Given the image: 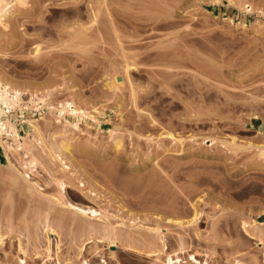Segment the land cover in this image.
<instances>
[{"label": "rangeland", "instance_id": "1", "mask_svg": "<svg viewBox=\"0 0 264 264\" xmlns=\"http://www.w3.org/2000/svg\"><path fill=\"white\" fill-rule=\"evenodd\" d=\"M14 1L5 25L0 24V79L19 89L22 101H38L30 119L45 146L57 154L65 142L70 150L60 153L62 161L60 156L51 161L33 141L38 161L30 168L23 149L0 143V234L5 235L0 264H20L22 257L24 264H103L102 259L104 264H165L167 255L195 264L190 254L197 264H264V244L256 245L257 236L246 235L240 222L255 224L253 233L264 239V159L256 147L264 143V0ZM240 1L251 2L253 11H242ZM115 25L117 39L111 30ZM94 29H103L99 43ZM122 49L134 62L128 73L122 69ZM165 50L175 52L166 55ZM174 54L180 58L171 59ZM181 56L188 59L185 65ZM113 80L109 89L107 82ZM133 88L135 99L142 96L136 106L144 113L134 106ZM41 95L43 102L35 99ZM66 99L96 121L84 116L78 129L49 112L48 103L60 106ZM25 116L26 110L17 108L12 121L21 139L32 140ZM148 116L159 121L156 127ZM162 126L179 135L182 144L161 141ZM204 137L215 144L204 143ZM65 163L68 168L61 171ZM53 176L67 186L58 189ZM25 178L37 182L41 194L62 190L72 203L94 207L97 212L80 216L81 222L110 223L133 235L134 243L145 237L160 243L153 229L154 219L160 220L164 251L147 254L119 243L110 248L98 233L88 238L69 221L59 227L58 250L52 237L48 259L42 252L40 215L48 212L56 222L62 208L27 189ZM133 193L141 195L134 199ZM154 195L163 199L154 201ZM194 209L198 219L187 230L164 219L187 220ZM19 241L27 254L18 250Z\"/></svg>", "mask_w": 264, "mask_h": 264}, {"label": "bare ground", "instance_id": "2", "mask_svg": "<svg viewBox=\"0 0 264 264\" xmlns=\"http://www.w3.org/2000/svg\"><path fill=\"white\" fill-rule=\"evenodd\" d=\"M14 0H0V24H2V25H5V19H4V15H5V13H6V11H7V9L9 8V4L11 3V2H13ZM16 2H18V3H20V5L21 4H23L24 2H25V0H15ZM14 1V2H15ZM213 1V0H212ZM232 0H230V2H231ZM243 1H246V0H243ZM214 2V1H213ZM242 1H240V3H241ZM233 3V1L231 2V4ZM239 3V2H238ZM240 3L238 4L239 6H242V7H240L241 9H242V11H247V12H252L253 11V5L251 4V2H242L241 4L242 5H240ZM237 5V6H238ZM239 8V7H238ZM240 10V9H239ZM260 11H262V10H260ZM258 12V11H257ZM107 14H109V19H110V17H111V14H110V12H107ZM108 16V15H107ZM112 18V17H111ZM94 19H95V16H94ZM93 19V20H94ZM97 19V18H96ZM108 19V20H109ZM111 20V19H110ZM113 20V19H112ZM231 20V19H230ZM95 23H96V21H94ZM99 22V21H98ZM97 22V23H98ZM110 22V21H109ZM111 22H113V21H111ZM115 22H113V24H114ZM112 23L110 24V25H113ZM99 25H100V23H99ZM235 25H238V24H235ZM96 27H98V25L96 26L95 25V28ZM111 27V26H110ZM102 28H103V26H102ZM112 28H115V29H111V30H113L114 32H115V34H114V36H116L115 38L117 39L118 38V35L116 34L117 33V28H116V25L114 26V27H112ZM134 28H136V27H134ZM133 28V29H134ZM97 29V28H96ZM100 29V28H99ZM98 30V29H97ZM102 30L103 29H101V31L99 32H95V29H94V34H95V38H97L96 37V35L98 34V39H97V41H98V43H99V41L101 40V38H103V35H101L100 36V34H101V32H102ZM137 30V29H136ZM112 31V32H113ZM129 31V30H128ZM133 31V30H132ZM138 31V30H137ZM137 31L135 32L136 33V35H137ZM111 32V33H112ZM127 32V31H126ZM82 33V38H83V32H81ZM81 33L80 34H78V35H81ZM129 33H130V31H129ZM128 33V34H129ZM88 33L86 32V35H85V37L87 38L88 36H89V34L87 35ZM93 34V35H94ZM102 34H104V33H102ZM118 34H119V31H118ZM120 35V34H119ZM122 35V34H121ZM120 35V36H121ZM134 35V34H133ZM105 36V35H104ZM113 36V35H112ZM123 36V35H122ZM81 37V36H80ZM101 37V38H100ZM124 37V36H123ZM134 37V36H133ZM94 38V39H95ZM105 38V37H104ZM130 38V37H129ZM116 39H114V40H116ZM96 40V39H95ZM119 40V39H118ZM117 41V40H116ZM132 41V40H131ZM102 42H103V40H102ZM101 42V43H102ZM119 42V41H118ZM100 43V44H101ZM122 44V43H121ZM119 45V44H118ZM100 46V45H99ZM124 46V45H123ZM131 46V45H130ZM120 47V46H119ZM99 49H101V48H98V51H99ZM132 49V48H131ZM123 50V52H122V55L124 56V60H125V62H122L123 64V66H122V69L124 68V71L125 72H127L128 71V69H129V67L130 66H133V64H134V62L132 63V65H131V62H129V61H127L128 60V58L130 57V55L129 54H127V50L125 51V49H122ZM162 52V55H163V57H165L166 58V53H168V52H170V51H164V54H166V55H164L163 54V51H161ZM173 52V51H172ZM172 52H170V54L172 53ZM175 52V51H174ZM173 52V53H174ZM99 54L101 53V50L98 52ZM129 53V52H128ZM131 53V52H130ZM146 53H148V52H146ZM145 53V54H146ZM151 53V52H150ZM172 53V54H173ZM176 53H178V52H176ZM181 54H183L182 52H180ZM132 54V53H131ZM121 55V56H122ZM129 55V56H128ZM135 55V54H134ZM137 55V54H136ZM150 55V54H149ZM148 55V56H149ZM159 55L161 56V54H160V52H159ZM175 55V54H174ZM183 55H185L186 56V54H183ZM159 56V57H160ZM169 56V55H168ZM171 56V55H170ZM173 56V55H172ZM178 56H179V54H178ZM145 57H147V54H146V56ZM158 57V58H159ZM177 58V59H179L180 58V56L179 57H177V54L175 55V56H173L172 58L171 57H169V58H171V59H173V58ZM123 58V57H122ZM163 59V60H165L166 61V59H168V58H166V59ZM175 58V59H176ZM132 59H133V57H132ZM171 59H169V60H171ZM159 60H160V58H159ZM174 60V59H173ZM187 58H182V56H181V59H180V61L179 62H181L182 64H186V62H187ZM177 61V60H176ZM175 61V62H176ZM162 62V61H161ZM167 62H169L170 64H168L169 65V67H172L171 66V62L170 61H167ZM189 62V61H188ZM163 63V62H162ZM173 64H175V63H172V65ZM179 64V63H178ZM184 64V65H185ZM165 65H167L166 63H165ZM167 65V66H168ZM179 66H181V64L179 65ZM174 67H175V65H174ZM177 67V66H176ZM172 69H173V67H172ZM128 73V72H127ZM126 73V74H127ZM127 76V78H128V74L126 75ZM113 78V77H112ZM112 78H111V80H112ZM116 80L115 81H117L118 80V78L116 77L115 78ZM130 78H128V80H129ZM110 80V79H109ZM5 81V80H4ZM4 81H2V79H0V143L5 147V145H6V147L8 148V149H11V150H19V149H23V151H24V154L29 158L26 162L29 164V167L30 168H32V166H34L36 163H37V161H38V159H37V157L31 152L32 150V147H33V141L34 142H36L37 144H40V146L43 148V150L45 151V153H46V155H48V157H49V159L51 160V161H54L56 158L57 159H59L58 157L60 156V153L62 154H67V153H69V150H70V147H69V143H65V142H62V143H60L59 145H58V149H59V152L57 153V154H54V153H52L51 152V150H49V148H47L46 146H45V144L43 143V141H42V136H41V133H40V131H39V129H38V127L36 126V124H34L33 123V121L30 119V117H31V115H30V108H37V106H38V104H37V102L36 103H34V100H32L31 98H30V102H32V105H29V102H24V100L22 101V97H21V91L19 90V89H17V87H15V86H10L9 84H11L9 81H6V82H4ZM130 81H131V79L129 80V83H130ZM7 82H9V83H7ZM118 82V81H117ZM116 82V83H117ZM121 82V81H120ZM114 83V80L113 81H108L107 82V85H108V87H109V89L110 88H114L113 87V84ZM119 83V82H118ZM117 83V84H118ZM132 83V82H131ZM131 83H130V85H131ZM116 84V85H117ZM133 86V85H132ZM107 87V88H108ZM131 87V86H130ZM131 89V88H130ZM133 91V97H134V99H135V94H138V92H136L135 90H134V88L132 89ZM136 93H135V92ZM131 92V91H130ZM131 92V93H132ZM140 95V94H139ZM138 95V96H139ZM132 97V98H133ZM136 97H137V95H136ZM142 96L140 95V97L139 98H141ZM178 98H182L183 96H177ZM138 98V97H137ZM136 98V99H137ZM138 98V99H139ZM35 99H39L40 101L42 100V102L44 101V97H42V95H41V97H39L38 96V98L36 97ZM133 99V100H134ZM136 99L134 100V106L137 108V110H138V112L142 109H140L139 107H137L138 105V102L136 101ZM183 100V101H182ZM36 101V100H35ZM137 103H136V102ZM180 101H182V103L184 102V98H182ZM22 102H24L23 104H22ZM186 102V101H185ZM184 102V103H185ZM60 104V106H57V105H52L51 103H48L47 104V108L49 109V112H51V113H53L54 111L55 112H58V115L56 116V118H58L59 119V117H61V118H64L65 119V121H67V123L68 124H70L71 126H73V127H75V128H78L79 129V125H78V120L79 119H83V117L84 116H86V117H88L89 119H92L93 121H96V117H95V115L94 114H91V113H89L88 111H86L85 109H83L82 107H79L78 105L76 106V104H75V102L71 99L70 101L69 100H65L64 102H62V103H59ZM58 104V105H59ZM25 105V106H24ZM137 105V106H136ZM17 108H19V110H23V109H25L26 110V116H25V120L24 121H22V122H26L30 127H32V130H33V132H34V135H33V137H32V140L31 139H27V137H23V139H21L20 138V134L18 133V130H17V127H16V124H15V122L14 121H12V118L13 119H15L16 117H17ZM142 111H146V110H141L140 112L141 113H144V112H142ZM146 113H148V112H146ZM148 115V114H147ZM150 115V114H149ZM149 117V116H148ZM149 118H151V119H149V122H150V120H151V123H153L152 125H154L155 127H156V125L155 124H157V122H159V121H157L156 122V120H155V118L153 117V116H151V117H149ZM21 119H23V118H21ZM150 123V124H151ZM160 124V123H159ZM151 125V126H152ZM153 126V127H154ZM158 126V125H157ZM161 126V125H160ZM163 127V126H162ZM161 129V128H160ZM163 131H159V133H158V138H160V139H163V140H161V141H164L165 139H169L170 141H175V142H178L179 144H182V139H181V137H179V135L178 136H176L177 134H174L172 131H169V130H165V132H164V127H163V129H162ZM111 132V131H110ZM148 135V134H147ZM149 137L151 136V135H148ZM148 136H145L146 137V139H147V137ZM157 136V135H156ZM116 137V136H115ZM114 137V138H115ZM148 137V138H149ZM155 137V136H154ZM5 138V140H3ZM151 138H153L152 136H151ZM203 138V137H202ZM157 139V138H156ZM159 139V140H160ZM212 139H214V138H212ZM8 140H12V142L11 143H9L8 142ZM147 140H150V141H153V140H155V139H147ZM32 141V142H31ZM214 141V140H213ZM211 142V138L209 139V138H205L204 137V139H203V142L204 143H209V145L211 146V144L213 143V144H215L214 142ZM223 143H224V141H222ZM230 142V141H229ZM232 142H234V141H232ZM33 143V144H32ZM223 143H221V144H223ZM249 143H251V142H249ZM120 144H121V140H120V138H119V136L117 137V139H115L114 140V143H113V146H115L117 149H118V147L120 146ZM212 144V145H213ZM260 144V143H259ZM252 145V144H251ZM256 145H257V143H256ZM261 145V144H260ZM257 147V149H258V152H257V154L260 156V157H262L263 159H264V143H262V145L261 146H259L258 147V145L256 146ZM61 151V152H60ZM30 155V156H29ZM62 157L60 156V160L62 161V159H61ZM261 158V159H262ZM264 161V160H263ZM26 163V165H28ZM63 163V162H62ZM66 164V163H65ZM61 169V171H64L66 168H68V165L66 164V165H62L61 167H60ZM162 173L163 174H165V171H163L162 170ZM25 176H28L27 174L25 175ZM29 178V177H28ZM61 179V178H60ZM59 178H57V177H54L53 176V178H52V180H54L53 182H55L56 184H57V186H58V189L60 188V189H62L63 190V188H65L67 185L65 184V182L62 180H60ZM25 180H26V184H27V189L29 188V190H37L38 191V193L39 194H41V192L38 190V189H36L35 187L36 186H38V184H37V182H34V181H31V180H29V179H27V178H25ZM36 185V186H35ZM83 185V184H82ZM83 187V186H82ZM38 188V187H37ZM42 189V188H41ZM80 189H81V187H80ZM62 190H58V193H57V191H56V193L58 194V195H56L55 193H54V195H44V193H42L41 195H44V197H47V199L49 200V201H51V202H53V203H55V204H58L62 209H59L57 212H56V214H59V216H57V217H55V218H60V220H58V219H56L58 222H62V224H58V222L56 221V222H54V221H52L53 219H54V217H51L50 218V216L48 215L49 213L48 212H46L45 214H43V216L42 215H40L41 217V219H40V221H41V231H42V233L44 234L43 236H44V238H45V245H44V248L41 250L43 253H44V256H46L48 259H50L51 257H50V251H51V247H50V242L53 240V238L52 237H55V239H56V250H58V248H59V236H60V233H61V231H59L60 229H61V227L60 226H62V225H69V221H71V223H74V224H76L78 227H79V229L81 230V232H86V234L88 233L89 235V237L88 238H97V233L99 234L98 235V237L99 238H97V239H99V240H102V239H105L106 241H107V244H108V246L111 248L112 246H114L116 243H119V245L120 246H122V247H125V248H127V249H130V250H132V251H136V252H144V253H147V254H150V253H157V254H159L160 252H163L164 251V249H165V246H166V243H165V239H164V235H162V232H161V230H159V227L161 226V224H160V220H158V219H154V226H155V228L153 227V229L155 230V231H157L158 232V240L160 241V243L159 242H157V243H154V242H152L149 238H147V237H145V238H143L142 240H139V244L138 243H134V239H133V235H129L128 237L127 236H125L124 234H123V231L121 230V229H119V228H116V227H112L111 225H110V223L109 224H106V223H101V225L99 226V225H94L91 221V223H89V221L87 220V218H84V219H82V220H84V221H82L81 222V220H80V216H85V217H88L89 218V216H92V215H94V213H96L97 212V210L94 208V207H92V206H87V207H84V206H80V205H77L76 203L74 204V203H72L71 201H69V200H67V199H65V194L64 193H62ZM83 190H85L84 188H83ZM81 192H82V189L80 190ZM86 191L87 190H85V193H86ZM84 192V191H83ZM88 192V191H87ZM64 194V195H63ZM87 194V193H86ZM85 194V195H86ZM94 194V193H93ZM134 194L135 193H133V196H134ZM95 195V194H94ZM140 195L141 194H135V196L133 197L134 199L136 198H139L140 197ZM91 196V195H90ZM88 197V196H87ZM93 197V196H92ZM131 197H132V195H131ZM89 198H91V197H89ZM158 200V201H160L161 199H163V197H162V195H158V196H156V195H154V201H156V200ZM47 210H50V208H47ZM59 212V213H58ZM63 212H64V214H66V213H68V216H67V214H66V216L65 215H63ZM48 213V214H47ZM70 213V214H69ZM90 213L92 214V215H90ZM102 213V212H101ZM100 213V215L97 213L95 216H101L102 214ZM104 214V213H103ZM198 214H199V212L197 211V210H193V212H192V214L190 215V218H188L187 220L186 219H183V217L181 218L180 216H171V217H164V219H167L168 220V222H172L178 229H182V230H187V229H189V226L190 225H192L193 223H195L196 221H197V219H198ZM69 216H71V218L69 217ZM74 216H79V218L77 217H74ZM94 216V217H95ZM106 217V214L105 215H103V217ZM63 217H64V220L66 221V220H68L67 221V224H66V222L65 221H62L63 220ZM69 217V218H68ZM68 218V219H67ZM76 218V219H75ZM52 219V220H51ZM70 219V220H69ZM72 219V220H71ZM78 219H79V221H78ZM39 220V219H38ZM39 221V222H40ZM76 222V223H75ZM77 222H80L79 223V225H78V223ZM84 222V223H83ZM241 222V227H242V229H243V231H244V233L246 234V235H248V236H250L251 238H253V237H255V236H257V238H256V242H257V244L256 245H260L261 246V248H262V245L264 244L263 242V236L261 237V233L259 234V232L256 234V233H253L254 232V230L256 229V225L255 224H250V223H248V222H246V221H244V220H242V221H240ZM64 223V224H63ZM37 225H39L40 226V223L38 224V222H37ZM75 225V226H76ZM133 225V224H132ZM251 225H252V227L254 228L253 230L250 228L251 227ZM76 226V227H77ZM250 226V227H249ZM256 226V227H255ZM59 227H60V229H59ZM252 230V231H250V229ZM62 229H63V227H62ZM61 229V230H62ZM78 229V228H77ZM83 230V231H82ZM262 231V230H261ZM260 231V232H261ZM83 232V233H84ZM96 233V235L94 236L93 234H95ZM85 234V233H84ZM256 234V235H255ZM179 235H180V233H179ZM260 235V236H259ZM4 236L5 235H3V234H0V246L2 245V243H3V241H4ZM180 237V236H179ZM52 239V240H51ZM18 250L19 251H21L22 253H23V255H25V254H27V252H26V250L21 246V243H20V241H19V243H18ZM79 250H81V247H79ZM36 252V251H35ZM116 251L115 250H112L111 251V254L112 255H114V253H115ZM41 253V252H40ZM34 254V253H33ZM36 254H38V253H36ZM36 254H34V255H36ZM38 256V255H37ZM158 256V255H157ZM190 256V260L193 262V263H195V264H197V263H200L199 261H198V259L194 256V255H189ZM26 256H24V258H25ZM46 258V259H47ZM182 261V259L180 258V256L179 255H175V256H171V255H167L166 256V260H165V264H181L180 262ZM19 262H20V264H24L26 261H25V259H23V257L22 258H19ZM102 262H103V264L105 263V260L104 259H102ZM85 264L87 263L86 261L84 262ZM203 264H207L206 262H204Z\"/></svg>", "mask_w": 264, "mask_h": 264}]
</instances>
